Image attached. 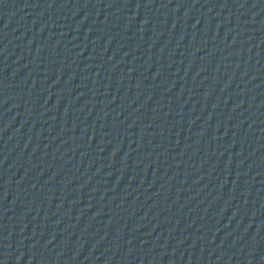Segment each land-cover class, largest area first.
<instances>
[{"label":"water","instance_id":"obj_1","mask_svg":"<svg viewBox=\"0 0 264 264\" xmlns=\"http://www.w3.org/2000/svg\"><path fill=\"white\" fill-rule=\"evenodd\" d=\"M264 163V0H0V244Z\"/></svg>","mask_w":264,"mask_h":264}]
</instances>
